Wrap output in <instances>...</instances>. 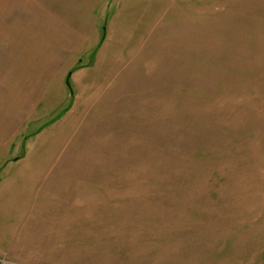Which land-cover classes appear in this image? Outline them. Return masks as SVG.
I'll list each match as a JSON object with an SVG mask.
<instances>
[{"label":"rangeland","instance_id":"1","mask_svg":"<svg viewBox=\"0 0 264 264\" xmlns=\"http://www.w3.org/2000/svg\"><path fill=\"white\" fill-rule=\"evenodd\" d=\"M105 1L0 156V259L264 264V0Z\"/></svg>","mask_w":264,"mask_h":264},{"label":"crops","instance_id":"2","mask_svg":"<svg viewBox=\"0 0 264 264\" xmlns=\"http://www.w3.org/2000/svg\"><path fill=\"white\" fill-rule=\"evenodd\" d=\"M107 1L105 8L114 6L112 0L109 6ZM103 4L104 0H0L1 158L12 151L24 123L54 80L59 77L65 82L74 65L88 53L86 45L94 48L98 44L94 15L101 14ZM99 53L97 50L95 58ZM8 162L14 160L5 159L3 165Z\"/></svg>","mask_w":264,"mask_h":264},{"label":"trees","instance_id":"3","mask_svg":"<svg viewBox=\"0 0 264 264\" xmlns=\"http://www.w3.org/2000/svg\"><path fill=\"white\" fill-rule=\"evenodd\" d=\"M101 35L102 36H101V38H100V40H99L98 45L96 46V48L99 47V45L101 44V41H102L103 35H104V31L102 32ZM65 81H66L65 84H66L67 90L69 91V94L71 95L72 94V90H71V87L68 84V82L70 81V78L68 76H66Z\"/></svg>","mask_w":264,"mask_h":264},{"label":"built area","instance_id":"4","mask_svg":"<svg viewBox=\"0 0 264 264\" xmlns=\"http://www.w3.org/2000/svg\"><path fill=\"white\" fill-rule=\"evenodd\" d=\"M0 264H13V263H10L9 261H6L4 259H0Z\"/></svg>","mask_w":264,"mask_h":264}]
</instances>
